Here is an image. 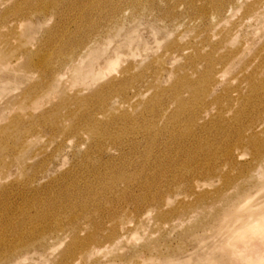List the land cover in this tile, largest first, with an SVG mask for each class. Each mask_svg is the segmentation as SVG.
<instances>
[{"label":"rangeland","instance_id":"1","mask_svg":"<svg viewBox=\"0 0 264 264\" xmlns=\"http://www.w3.org/2000/svg\"><path fill=\"white\" fill-rule=\"evenodd\" d=\"M0 264H264V0H0Z\"/></svg>","mask_w":264,"mask_h":264},{"label":"bare ground","instance_id":"2","mask_svg":"<svg viewBox=\"0 0 264 264\" xmlns=\"http://www.w3.org/2000/svg\"><path fill=\"white\" fill-rule=\"evenodd\" d=\"M237 1H241V0H237ZM230 10H233V6H231V8L227 9L226 11H230ZM212 159V158H211Z\"/></svg>","mask_w":264,"mask_h":264}]
</instances>
